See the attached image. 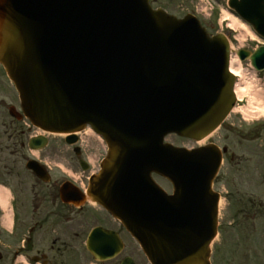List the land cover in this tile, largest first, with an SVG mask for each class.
Instances as JSON below:
<instances>
[{
  "label": "water",
  "instance_id": "water-1",
  "mask_svg": "<svg viewBox=\"0 0 264 264\" xmlns=\"http://www.w3.org/2000/svg\"><path fill=\"white\" fill-rule=\"evenodd\" d=\"M230 5L264 37V0ZM239 55L264 70V46ZM229 56L225 34L211 37L193 15L179 19L149 0H0V62L24 114L45 130L90 123L104 135L109 153L91 195L122 219L153 264H211L218 219L211 186L221 154L216 145L175 148L164 137L199 141L222 124L236 100ZM153 171L173 181L175 196L162 194ZM144 198L163 207V234L149 229L147 207L134 208Z\"/></svg>",
  "mask_w": 264,
  "mask_h": 264
},
{
  "label": "flooded vegetation",
  "instance_id": "flooded-vegetation-1",
  "mask_svg": "<svg viewBox=\"0 0 264 264\" xmlns=\"http://www.w3.org/2000/svg\"><path fill=\"white\" fill-rule=\"evenodd\" d=\"M19 117L16 89L0 63V185L15 196L13 238L20 243L15 255L29 252L46 264H151L121 222L87 194L90 178L100 169L103 148L89 147L85 134L76 144L48 136L38 148L40 142L31 139L40 134H29ZM91 155L97 158L94 165ZM30 159L44 166L38 165L40 175L26 167ZM258 178L260 189L248 193V199L240 197V191L227 192V208L234 203L227 226L238 230L237 236L249 230L247 240L255 236L263 244L264 173Z\"/></svg>",
  "mask_w": 264,
  "mask_h": 264
},
{
  "label": "rangeland",
  "instance_id": "rangeland-1",
  "mask_svg": "<svg viewBox=\"0 0 264 264\" xmlns=\"http://www.w3.org/2000/svg\"><path fill=\"white\" fill-rule=\"evenodd\" d=\"M209 1L213 8L210 2L206 0H153V4L156 7L162 6L176 15H183L188 12L194 13L208 28L211 35L219 32L228 34L234 47L244 44L245 48L254 49L257 45L264 43V40L256 34L254 29L228 9L223 2L217 0ZM227 17L230 20H224ZM231 21L241 26V29H246L249 32L246 41L241 42L238 38V33L227 27V23L231 24ZM251 36L254 40H252ZM243 65L244 69H246L247 64ZM250 81L251 83L249 84L252 86L246 84L244 87L245 95L242 97L244 98L242 104L251 105L252 107L256 106L260 110L259 115L245 118L243 113L234 111L224 124L204 141V143L214 142L221 146L226 145L229 149L223 167L215 180V188L220 192L229 190L240 191L239 196H243L245 199H248V193L260 189L258 177L264 173V100L261 98L264 96V73ZM252 97L255 98L253 101L251 100ZM23 128L29 134L37 133L32 130L28 131L26 122L23 123ZM53 141L55 140L53 139ZM167 141L190 148L202 144V142L196 143L193 140L176 135L168 136ZM97 142L100 146L101 142L99 139ZM103 151L104 149H102ZM7 157L8 159L11 157L10 149H8ZM21 173L25 174L26 171L22 169ZM162 181L170 189L171 186L165 180L162 179ZM233 204L227 208L226 200L222 201L223 232L213 246L214 264H264V243L260 244L256 241L255 236H253L252 240H247L249 230L240 231V235L237 236L236 232L238 230L234 231L228 228L227 223L231 220L230 212L233 210ZM5 228L11 231L13 230V225L5 224ZM229 230L231 232L227 233ZM232 231L234 234L231 235ZM0 235H5L2 233L1 228ZM2 253L5 256L0 260V264H11L7 252L0 247V254ZM21 260L25 264H29L25 257L20 258Z\"/></svg>",
  "mask_w": 264,
  "mask_h": 264
},
{
  "label": "bare ground",
  "instance_id": "bare-ground-1",
  "mask_svg": "<svg viewBox=\"0 0 264 264\" xmlns=\"http://www.w3.org/2000/svg\"><path fill=\"white\" fill-rule=\"evenodd\" d=\"M230 26L234 27V28H239L233 21H231V24H229ZM239 40L241 42H244L246 40V37L245 35H240L239 37ZM232 67L238 71V72H242V74L244 73V76L243 78L240 80V82H238V85H237V90L240 94V97H243L245 95L244 91V87L246 86V84H249L248 83V80H249V77L247 75V72L245 74V71L242 69V65L240 63H232ZM250 86H252L251 84H249ZM254 94V93H253ZM247 95V94H246ZM255 95V94H254ZM257 98V97H256ZM263 100H264V96L261 97ZM255 98L252 97L251 100L253 101ZM241 111L244 113V115L248 118V117H255V116H258L259 115V109L256 107V106H248V107H244V108H241ZM86 137L89 139L88 140V146L89 147H93V146H98L100 148H102L103 146H99L98 145V142L97 140L99 139L98 136H96L95 132L92 131V130H87L86 132H84ZM102 143V142H101ZM201 145H205V144H201ZM90 161L91 163L94 165L97 161V158L96 156L94 155H91L90 156ZM0 199H1V202L3 203L4 206L7 205V197L5 195V191H4V188L0 187Z\"/></svg>",
  "mask_w": 264,
  "mask_h": 264
}]
</instances>
